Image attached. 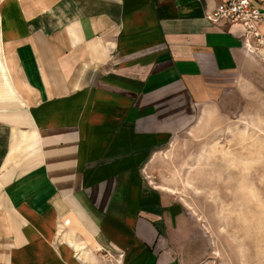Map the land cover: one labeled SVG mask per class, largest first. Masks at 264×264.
Listing matches in <instances>:
<instances>
[{"label": "crops", "instance_id": "1", "mask_svg": "<svg viewBox=\"0 0 264 264\" xmlns=\"http://www.w3.org/2000/svg\"><path fill=\"white\" fill-rule=\"evenodd\" d=\"M225 1L0 0V264L200 256L147 169L258 69L241 26L205 18Z\"/></svg>", "mask_w": 264, "mask_h": 264}, {"label": "rangeland", "instance_id": "2", "mask_svg": "<svg viewBox=\"0 0 264 264\" xmlns=\"http://www.w3.org/2000/svg\"><path fill=\"white\" fill-rule=\"evenodd\" d=\"M250 51L255 75L225 94L211 124L155 148L147 169L204 226L191 264H264V49Z\"/></svg>", "mask_w": 264, "mask_h": 264}, {"label": "built area", "instance_id": "3", "mask_svg": "<svg viewBox=\"0 0 264 264\" xmlns=\"http://www.w3.org/2000/svg\"><path fill=\"white\" fill-rule=\"evenodd\" d=\"M210 23H226L229 25H239L244 29V42L250 49L257 51L264 49V10L252 3L250 0H226L212 13L205 15ZM103 256L109 262L122 264V253H117L114 257L113 250H104Z\"/></svg>", "mask_w": 264, "mask_h": 264}, {"label": "bare ground", "instance_id": "4", "mask_svg": "<svg viewBox=\"0 0 264 264\" xmlns=\"http://www.w3.org/2000/svg\"><path fill=\"white\" fill-rule=\"evenodd\" d=\"M166 189V188H165Z\"/></svg>", "mask_w": 264, "mask_h": 264}]
</instances>
